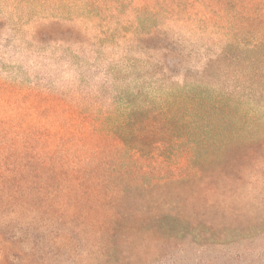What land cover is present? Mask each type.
I'll use <instances>...</instances> for the list:
<instances>
[{
    "label": "rangeland",
    "instance_id": "rangeland-1",
    "mask_svg": "<svg viewBox=\"0 0 264 264\" xmlns=\"http://www.w3.org/2000/svg\"><path fill=\"white\" fill-rule=\"evenodd\" d=\"M0 8V264H264V0ZM156 8L168 54L115 40ZM36 13L85 29L79 59ZM216 141L224 184L202 179Z\"/></svg>",
    "mask_w": 264,
    "mask_h": 264
},
{
    "label": "trees",
    "instance_id": "trees-1",
    "mask_svg": "<svg viewBox=\"0 0 264 264\" xmlns=\"http://www.w3.org/2000/svg\"><path fill=\"white\" fill-rule=\"evenodd\" d=\"M95 2V1H94ZM156 8V10H139L137 11V23L134 26H131L128 29H123L122 27H116L113 30V37L115 40L118 38L120 41L122 38H126L127 36H130V33H136L138 36L142 38L141 47L139 45H134V48L137 51L141 50H151L157 49L160 50L164 48V52H160L163 55L168 54L170 52L169 46L171 45L168 41L169 33H167L166 30H163L162 23L159 20V13L160 9ZM12 14L7 11L6 8H0V27L3 28L4 26H7L8 23L5 20L4 15ZM37 13L34 15L36 17L37 22V32L38 35L41 37L48 39L49 41L53 42L56 40H65L66 42H74L73 44H67V46H64L62 44H59L57 41V46L61 49H64L68 54H71L73 57H76L79 59V53L80 49H76L78 46L84 45V36L86 35L84 28H79L76 25H73L72 16H64L59 15L58 17H37ZM29 16L26 20L30 21ZM247 21V19H246ZM0 28V29H1ZM120 28V29H119ZM241 30V29H240ZM255 32L260 35L263 34L260 30H255ZM65 34V35H64ZM99 34H102V31H99ZM247 34V33H245ZM2 36V34H0ZM96 39H98V42L103 45L105 44L106 47L110 45H116L119 44L114 39L107 38L101 35L95 36ZM172 42V41H171ZM174 45V42H172ZM178 43V42H177ZM77 44V45H75ZM258 47L264 45L257 44ZM130 48V46H129ZM133 48V47H131ZM175 49L173 48L172 51ZM225 51L221 54H224ZM161 59V57H160ZM152 60V67L158 68V70H163L166 65L162 63V60ZM161 72V71H160ZM96 71H93L91 74L94 76ZM264 136V135H263ZM144 146V145H143ZM214 149H217V153L210 155L203 162V166L205 169V176L202 179H205V181H208V183L212 182H224L226 181V178L228 177V169L230 166H232L234 159L230 157V155L226 154V146L227 144L225 142L216 141L212 144ZM239 160V159H238ZM212 161L215 162L214 167H212ZM202 162V161H201ZM206 162V163H205ZM211 172V173H210ZM218 174H221L220 177L217 176Z\"/></svg>",
    "mask_w": 264,
    "mask_h": 264
}]
</instances>
